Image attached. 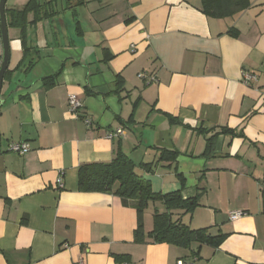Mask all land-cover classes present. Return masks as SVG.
Instances as JSON below:
<instances>
[{
	"label": "crops",
	"instance_id": "obj_1",
	"mask_svg": "<svg viewBox=\"0 0 264 264\" xmlns=\"http://www.w3.org/2000/svg\"><path fill=\"white\" fill-rule=\"evenodd\" d=\"M27 1L7 0L5 15ZM248 1L219 18L201 0H57L46 18L27 15L23 36L6 15L0 264H264V0ZM244 70L256 79L244 83ZM14 142L29 148L9 151ZM118 148L153 191L196 197L172 219L224 234L220 245L136 240L132 203L80 190V166L108 163ZM164 150L175 160H159ZM237 210L245 215L229 220ZM153 211L143 212L144 234Z\"/></svg>",
	"mask_w": 264,
	"mask_h": 264
},
{
	"label": "trees",
	"instance_id": "obj_2",
	"mask_svg": "<svg viewBox=\"0 0 264 264\" xmlns=\"http://www.w3.org/2000/svg\"><path fill=\"white\" fill-rule=\"evenodd\" d=\"M56 1L49 0L45 4L39 5L37 0H28L21 9H6V15L9 16L8 25L19 28L23 36L24 29L30 22L27 15L29 13L33 14L32 22L46 18L50 13L48 9L51 7V3ZM248 6V0H201L200 10L206 15L220 18L234 15ZM230 33L233 32L230 31ZM27 49L25 48L24 51H27ZM8 73V70H6L5 75ZM121 84L122 81L118 78L116 81L117 91L122 88ZM223 131L229 132L231 130L223 128L221 132ZM214 137L215 135L212 138ZM212 138L207 139L205 154H208L212 149ZM176 156L177 152L164 150L161 151L159 160L173 161ZM142 166L147 167L149 165L143 164ZM78 188L82 191L112 192L121 198L124 205L132 203L137 211V226L134 231L136 240H143L148 237L154 242H165L178 247L189 248L193 243L218 247L225 237L222 233L212 234L210 227L192 229L179 220H173L172 210L189 212L196 206L197 198L183 199L179 190L168 193L153 191L150 182L135 172L134 163L120 148L117 149L114 158L108 163H89L80 166L78 170ZM156 201L163 204L165 211L159 212L157 209L153 211V229L144 234L143 212L149 202Z\"/></svg>",
	"mask_w": 264,
	"mask_h": 264
},
{
	"label": "built area",
	"instance_id": "obj_3",
	"mask_svg": "<svg viewBox=\"0 0 264 264\" xmlns=\"http://www.w3.org/2000/svg\"><path fill=\"white\" fill-rule=\"evenodd\" d=\"M0 65H1V57H0ZM137 76L146 82H151L155 80V77L152 74L148 75L145 72H139ZM255 79H256V76L252 74L251 72L245 71V70L241 72V80L244 83L248 84L251 81H254ZM81 106L82 104L80 100L76 97V95L71 94L68 96V107H69L70 112H72L74 115H77V112L81 108ZM84 122L88 125L90 124L91 121L90 119L86 118ZM122 133H123V130L121 127H119L113 133H110L109 137L112 138ZM28 148L29 147L26 143H17V142L10 143L8 146L9 151L16 152V153H24L28 150ZM260 188L262 191H264V181L260 184ZM243 215H245V212L241 210H237V211H233L232 213H230L228 217H229V220H234ZM75 264H84V263L83 261L80 260V261H77ZM122 264H134V263L125 261V262H122ZM178 264H183V263L181 261H178Z\"/></svg>",
	"mask_w": 264,
	"mask_h": 264
},
{
	"label": "water",
	"instance_id": "obj_4",
	"mask_svg": "<svg viewBox=\"0 0 264 264\" xmlns=\"http://www.w3.org/2000/svg\"><path fill=\"white\" fill-rule=\"evenodd\" d=\"M7 0H0V41L2 47L1 65H0V105L2 104L3 97L1 96V87L4 76L9 64V40L7 32V23L5 15V4Z\"/></svg>",
	"mask_w": 264,
	"mask_h": 264
},
{
	"label": "rangeland",
	"instance_id": "obj_5",
	"mask_svg": "<svg viewBox=\"0 0 264 264\" xmlns=\"http://www.w3.org/2000/svg\"><path fill=\"white\" fill-rule=\"evenodd\" d=\"M8 1H10V0H8ZM7 3H8V2H7ZM147 207H149V208H147ZM147 207L145 208V210H146V209H147V210L149 209V210L153 211V202H149Z\"/></svg>",
	"mask_w": 264,
	"mask_h": 264
}]
</instances>
